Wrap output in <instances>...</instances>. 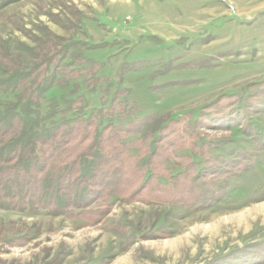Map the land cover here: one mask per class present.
Segmentation results:
<instances>
[{
  "label": "rangeland",
  "instance_id": "rangeland-1",
  "mask_svg": "<svg viewBox=\"0 0 264 264\" xmlns=\"http://www.w3.org/2000/svg\"><path fill=\"white\" fill-rule=\"evenodd\" d=\"M69 44L59 72L91 68L87 60L102 65V82L91 90L86 77L58 75L67 86L44 95L41 115L57 122L110 107L100 128L197 121L198 149L230 161L245 152L247 168L220 179L222 197L203 208L111 194L82 216L0 210V264H264V0H20L0 10V76L2 56L26 68ZM125 63L132 69L118 77ZM225 95L239 96L236 115L206 125L216 123L207 107ZM140 135L122 140L131 156ZM175 154L204 167L189 149ZM165 168L185 171L173 160Z\"/></svg>",
  "mask_w": 264,
  "mask_h": 264
},
{
  "label": "trees",
  "instance_id": "trees-1",
  "mask_svg": "<svg viewBox=\"0 0 264 264\" xmlns=\"http://www.w3.org/2000/svg\"><path fill=\"white\" fill-rule=\"evenodd\" d=\"M18 1L0 0V10ZM72 45L76 44H69L26 68L15 67L2 56L9 70L0 76V94L15 95L13 101L0 99V210L57 216L72 215L66 211L73 208L80 211L76 215L82 216L90 205L111 194L127 201L154 200L187 208L208 207L220 200L222 194H217L220 179L238 176L246 170L243 161L246 153H239L230 161L211 155L205 146L198 149L193 144L194 139L199 140L195 132L197 121L187 124L181 118L153 121L150 116L126 126L107 124L100 128L99 119L113 115L110 107L108 111L101 108L87 116L78 113L57 122L52 120L53 112L41 115L44 95L55 86H67L58 75L86 77L91 90L102 82L94 78L102 65L87 60L83 61L91 68L70 72L65 68L59 72L61 67H66L60 66V59L69 53ZM1 63L0 60V69ZM131 69L132 64L125 63L117 76ZM238 97L225 95L208 106L211 114L207 118L215 119L216 123L205 121L206 125L221 127L223 121L235 116L232 107L239 102ZM66 103L71 109L73 102ZM138 133L141 135L133 145L139 154L131 156L129 146L122 140ZM244 133L251 135L248 131ZM184 149L206 159L201 170H196L189 155L176 156L175 153ZM168 160L185 171L170 177L165 168ZM147 173L149 177L144 179ZM159 176L168 182L162 184Z\"/></svg>",
  "mask_w": 264,
  "mask_h": 264
}]
</instances>
